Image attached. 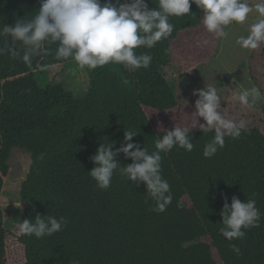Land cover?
Returning a JSON list of instances; mask_svg holds the SVG:
<instances>
[{
  "label": "trees",
  "instance_id": "trees-1",
  "mask_svg": "<svg viewBox=\"0 0 264 264\" xmlns=\"http://www.w3.org/2000/svg\"><path fill=\"white\" fill-rule=\"evenodd\" d=\"M148 6L158 7V0H148ZM39 7L40 0H0V29L31 19ZM190 11L169 18L174 25L169 37L135 49L152 56L148 68L132 72L110 63L91 69L81 98L61 84L41 87L35 80L37 71L74 60L57 59L58 45L45 44L47 54L28 65L21 59V42L15 45L20 55L13 57L0 38L5 49L0 54V264H217L214 252L222 264H264V131L259 127L246 126L237 139L225 137L224 147L210 158L203 150L215 133L199 128L190 132L192 151L173 147L161 153V174L173 197L163 212L152 211L155 203L143 182L134 185L119 168L107 190L89 174L99 145L120 147L124 130L137 133L132 142L149 153L172 130L155 129L145 109L169 111L178 105L162 68L170 65L181 34L203 26V10L193 3ZM6 39L10 43V36ZM14 147L31 158L19 188L24 219L39 214L66 220L51 236L36 239L5 226L2 191ZM115 159L121 166L131 163L122 153ZM234 195L242 202L255 199L261 219L243 239L229 241L219 231V213L225 198L231 203Z\"/></svg>",
  "mask_w": 264,
  "mask_h": 264
},
{
  "label": "clouds",
  "instance_id": "clouds-1",
  "mask_svg": "<svg viewBox=\"0 0 264 264\" xmlns=\"http://www.w3.org/2000/svg\"><path fill=\"white\" fill-rule=\"evenodd\" d=\"M203 10L202 23L209 33L224 35L223 26L243 23L252 10L248 0H158V7L149 8L148 0H40L36 15L25 20L24 17L11 26L5 24L0 29V38L8 45L7 51L16 57L20 55L15 45H24L22 61L31 65L32 58L41 53L47 54L45 44H56V58H72L80 68L94 69L107 64H120L125 69L135 72L140 68H148L152 61L149 54L137 55L138 47L152 48L157 42L169 37L174 25L169 22L172 16L182 17L192 13L191 4ZM255 10L264 17V0L255 4ZM10 36V43L6 37ZM237 43L244 49L256 50L264 45V19H259L250 26L247 37H240ZM5 49L0 48V54ZM195 121L191 126H178L155 141V150L151 153L146 148L132 142L137 134L124 130L120 147L113 149V143L100 144L90 158L94 167L89 171L99 189L110 187L114 172L119 168L120 175L136 186L141 182L146 186L148 198L154 201L152 211L157 213L166 210L172 202L171 188L161 174V153H167L173 147L192 151L194 144L190 132L197 127L202 133L214 131L213 139L207 143L203 156L210 158L219 148H223L225 137L237 139L246 125L243 121L227 119L222 114L220 96L214 86L207 89H196ZM258 90H243L235 97L241 104L248 105L249 97L258 98ZM202 117L205 123H199ZM122 153L131 158V163L121 166L115 157ZM19 203L17 207H20ZM222 227L221 235L227 240L243 239L246 230L259 227L261 213L256 207L255 199L241 201L235 195L231 203H223L220 211ZM66 220L37 215L34 220L23 219L19 224V234L41 239L62 230ZM232 250L240 254V249L230 245ZM78 264V262H73Z\"/></svg>",
  "mask_w": 264,
  "mask_h": 264
},
{
  "label": "rangeland",
  "instance_id": "rangeland-1",
  "mask_svg": "<svg viewBox=\"0 0 264 264\" xmlns=\"http://www.w3.org/2000/svg\"><path fill=\"white\" fill-rule=\"evenodd\" d=\"M261 0H248L252 10L243 23L233 22L223 26L224 35L209 33L204 25L196 30H185L172 46L170 65L162 68L167 81L175 87L178 105L169 111L146 108V114L153 127L158 130L173 129L178 126H191L195 121L196 89L214 86L220 96L222 114L246 126H257L264 131V45L259 49L242 48L240 37H247L250 26L264 19L255 10ZM80 68L75 60L43 68L36 72L35 80L41 86L61 84L76 98L83 97L89 86V71ZM258 90V98L249 97V104L243 105L233 96L243 90ZM198 124L205 123L197 117ZM195 128H198L195 127ZM10 176L4 184L1 206L4 210L5 226L18 227L24 215L23 201L19 194L21 181L30 165V155L21 148L14 147L8 161ZM20 207H17L18 204ZM217 264H222L214 252Z\"/></svg>",
  "mask_w": 264,
  "mask_h": 264
}]
</instances>
